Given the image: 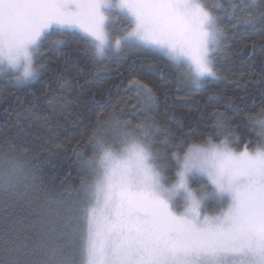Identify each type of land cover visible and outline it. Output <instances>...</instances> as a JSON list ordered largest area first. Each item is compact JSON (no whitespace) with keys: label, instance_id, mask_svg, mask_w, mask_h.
I'll return each mask as SVG.
<instances>
[{"label":"snow or ice","instance_id":"1","mask_svg":"<svg viewBox=\"0 0 264 264\" xmlns=\"http://www.w3.org/2000/svg\"><path fill=\"white\" fill-rule=\"evenodd\" d=\"M257 7L258 0L231 4L229 18ZM115 18L128 27L113 40ZM70 29H79L97 60L125 46L144 47L187 66L194 83L216 78L214 57L225 38L203 0H0V75L11 74L17 84L35 80L43 41ZM134 83L141 106H155L152 89ZM254 123L261 141L255 147L249 142L238 151L227 136L182 145L183 155L172 154L169 179L151 142L124 131L128 122L116 118L117 139L95 140L94 180L82 185L84 202L68 203L33 185L31 222L5 217L0 225V264H264V112ZM138 127L147 138L150 126ZM28 176L23 163L0 158V189ZM206 202L216 205L214 214L202 211Z\"/></svg>","mask_w":264,"mask_h":264},{"label":"trees","instance_id":"2","mask_svg":"<svg viewBox=\"0 0 264 264\" xmlns=\"http://www.w3.org/2000/svg\"><path fill=\"white\" fill-rule=\"evenodd\" d=\"M203 2L225 33V51L214 58L215 79L191 83L178 67L142 47L125 46L121 56L97 60L87 40L71 30L43 41L35 80L17 85L0 77V158L19 161L29 172L15 188L0 189V225L5 217L31 222L35 184L68 203H83L82 185L94 180L89 161L98 155L95 140L111 141L116 118L128 122L124 131L151 142L169 179L172 154L181 155L182 145L226 136L239 149L261 142L254 120L264 112V3L258 0L259 7L238 11L239 19L231 20L230 5L239 8L242 0ZM136 81L152 89L155 106H141ZM141 124L151 128L147 138ZM78 245L79 237L72 250Z\"/></svg>","mask_w":264,"mask_h":264},{"label":"rangeland","instance_id":"3","mask_svg":"<svg viewBox=\"0 0 264 264\" xmlns=\"http://www.w3.org/2000/svg\"><path fill=\"white\" fill-rule=\"evenodd\" d=\"M120 23L123 24L124 22H123V21H119L118 18H115V19L113 20V22H112V31H111V35H112L113 40L116 39V38H118L119 35L124 31L123 29H121V27H120V25H119ZM127 27H128V26H127ZM70 30L73 31L74 33L78 34L79 36H81L82 38H84V39L86 40V38H85V37L83 36V34L79 31V29H70ZM224 41H225V39H224ZM225 47H226V46H225V42H224L223 45H222V47H221V49L215 54V56H216L218 53L225 51ZM142 48H144V47H142ZM146 49H147V48H146ZM148 50H150L152 53H155V54H157V55H160V56H162V57H164L165 59L168 60V58H167L166 56H164V55H162V54H159V53H156V52H153L151 49H148ZM122 52H123V51H120V52L112 51V52H111L106 58H104V59H109V58L119 57V56L122 55ZM214 58H215V57H214ZM168 61H169L174 67H177V66L174 65L170 60H168ZM178 69H180L182 75H184V76L186 77V79H188L189 82L194 83V82H193L191 79H189L188 76L186 75V73H187V71H188L187 66H185V67H183V68H178ZM0 77H6L7 79H11V80H13V81L15 82L14 77H13L11 74H3V75H0ZM200 82H201V81H200ZM15 83H16V82H15ZM16 84H17V83H16ZM24 84H27V83H21V84H17V85H24ZM194 84H198V83H194ZM111 128H112V127H111ZM107 130H108V129H107ZM108 131H109V130H108ZM112 131H113L112 134L109 135L110 138H112L111 141H110L109 143H113L114 140L117 139V134H116V132H115L114 130H112ZM132 135H133V134H132ZM108 139H109V138H108ZM218 142H219V141H218ZM198 143H203V142H199V141H198ZM230 146L233 147V148H235V149L238 150V151L243 150L244 147H245V146H243L242 148L239 149V148L233 146V145L231 144V142H230ZM186 148H187V147H186ZM186 148H185V150H186ZM250 150H251V149H250ZM181 155H183V153H182ZM192 187H193V188H197L198 185L193 184ZM216 210H217V209H216V205H215L214 203H212V202H206L204 208L202 209V211H203L204 213L209 214V215L214 214V213L216 212Z\"/></svg>","mask_w":264,"mask_h":264}]
</instances>
